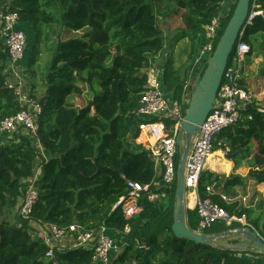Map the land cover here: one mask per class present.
<instances>
[{"label":"trees","instance_id":"trees-1","mask_svg":"<svg viewBox=\"0 0 264 264\" xmlns=\"http://www.w3.org/2000/svg\"><path fill=\"white\" fill-rule=\"evenodd\" d=\"M225 0H0V9L13 11L21 24L33 30L34 41L26 39L28 63L36 62L40 46L55 37L59 28L77 37L58 39L45 66L41 83V112L35 136L21 135L18 143L0 144V264H95L92 250L83 246L54 249L34 238L40 225L65 228L71 224L85 231L104 227L109 235L125 236L126 244L111 264H259L263 257L243 236L247 248L196 244L173 235L175 184L167 186L154 167L150 153L135 141L140 119L133 114L146 85L150 58L165 47L164 21L178 17L182 26L169 39L171 46L182 39L190 43L188 69H192L203 44L202 33L213 17L221 14L225 27L236 1L228 10ZM264 11V0H252L250 10ZM264 34V18L255 17L242 29L241 42L252 49V37ZM29 37V36H28ZM30 40V41H29ZM235 47V46H234ZM264 52V45L261 47ZM233 54V50L229 57ZM8 51L0 39V119L11 117L23 106L6 82ZM207 63L198 68L199 77ZM163 90L173 98L183 94L184 81L173 67L170 53L161 74ZM246 89L243 80L240 82ZM86 90L87 101L80 107L68 102ZM135 135L133 136V134ZM37 143L45 152L37 150ZM229 148L235 154L234 168L241 160L246 178L229 177L204 170L198 183L200 198L211 200L245 221L264 239V200L253 205L237 201L247 183H264V112L252 101L241 110L239 121L223 130L212 151ZM182 144L177 147L179 162ZM220 155V152H217ZM124 165L123 172L117 169ZM39 167L35 181L37 199L30 218L20 221L14 214L23 195V181ZM127 181L148 185L138 201L140 211L130 221L114 207L128 195ZM213 185V194L206 187ZM158 194L149 199L148 194ZM164 196H161V194ZM221 195L234 201L227 203ZM168 197L163 203L160 200ZM10 217L13 218L12 222ZM195 210L186 209V223L195 230ZM129 224L131 231L124 235ZM224 222L214 224L208 234L240 228ZM236 237V238H237Z\"/></svg>","mask_w":264,"mask_h":264},{"label":"built area","instance_id":"built-area-1","mask_svg":"<svg viewBox=\"0 0 264 264\" xmlns=\"http://www.w3.org/2000/svg\"><path fill=\"white\" fill-rule=\"evenodd\" d=\"M257 16L264 18V11L253 6L243 28L245 25L251 24ZM223 29L221 14L213 17L204 25L203 44L194 61V73L198 72L201 65L207 63ZM0 39L8 51L7 65L13 66L23 59L27 42L26 34L20 28V21L15 12L0 9ZM249 55L250 46L239 40L233 49V54L228 59L212 110L203 124L199 126L188 150L184 168V189L186 195H194V206L191 210H195L198 217L197 226L194 230L197 233H205L204 231L211 228L217 221L224 222L227 226L236 222L242 228L248 227L254 230L245 221L244 216L230 214L225 208L213 202L210 197L200 198L198 195L199 179L202 172L207 168L208 156L213 152L214 141L223 130L239 121L241 110L246 104L253 101L250 92L240 83L244 78V70ZM145 73V89L138 105L133 110V114L140 119L137 132H135V141L149 151L157 175L162 178L167 186H171L176 182L177 147L181 141L182 121L189 99L169 98L163 90L162 73L156 67L149 66ZM10 87L13 88L17 99L22 101L20 83L17 86L12 85ZM256 110L264 112V107L256 105ZM40 112V102L28 99L23 103V108L19 112L11 117L0 119V134L22 130L28 136H35L37 118ZM168 127L170 128L169 132ZM223 153H229V148L225 147ZM41 154L44 156L42 152ZM39 175L40 168L37 167L33 174L23 181V195L16 211L18 219L22 222L29 220L37 199L35 181ZM127 188L129 190L128 195L120 198L114 207L120 208L123 217L130 221L140 211L138 201L142 193L149 192V186L135 181H127ZM206 192L212 195L213 185H208ZM161 196H164V194L162 193ZM157 197L158 194H148V198L151 200ZM221 198L227 203L234 201L224 195H221ZM236 199L244 205L242 198L241 201L238 196ZM130 231L131 227L127 224L123 229V234L127 235ZM68 235L75 237L77 247L83 246L92 250V259L95 264H110L111 256L113 253H117L120 248L117 241L108 234L104 227L93 232L85 231L77 224H71L65 228H57L54 225H40L35 231L34 238L41 240L48 246L45 257L53 259L54 249H60L57 241ZM257 235L259 236L258 233ZM260 238L264 241L262 237ZM259 264H264V262H259Z\"/></svg>","mask_w":264,"mask_h":264},{"label":"crops","instance_id":"crops-1","mask_svg":"<svg viewBox=\"0 0 264 264\" xmlns=\"http://www.w3.org/2000/svg\"><path fill=\"white\" fill-rule=\"evenodd\" d=\"M233 2H234V0H225L221 4V6H222L221 9L228 10L229 7L233 4ZM173 21L177 22L175 27H173V25H171V22H173ZM164 24H165L164 25V27H165L164 35H165V39H166L165 47L163 48V50L161 52H159L158 54H156L155 56H152L150 58V66L156 67L157 69H159V71L161 73L163 72L164 64L166 63V59L168 57V56L165 57L164 55L166 53H168V55L170 53L173 54V52H174V46L172 47L171 44L169 42H167L168 41L167 40L168 35L171 33V31H175V33H176L177 29L182 26L181 21L178 17L166 19L164 21ZM20 28L25 32V34L28 31L29 39L34 41L33 30L31 29V27L29 25L20 23ZM259 36H260V34H257L256 36L252 37L251 46H252V49H254V47H255L256 50H254V51L252 50L249 57H248V61L246 64V69H245V74H244V78H243V82L245 83L246 89L248 91L250 90V87L255 86V84H257L261 81L260 80L261 78L258 77V74L261 72V70L263 69V66H264V65L262 66V63H261V61L263 59L260 58V51L262 52L261 47H263V46L258 47L257 43L255 41L257 38H259ZM189 51H190V48L187 52V57H188ZM28 56H29V52L26 51L25 55L21 61L17 62L13 66L7 65V67L5 69L6 82H7V85L9 87L12 85L17 86L20 83V91L22 93V99L23 100L22 101H19L18 99L17 100L19 101V103L22 106H23V103H25L28 99L40 101V98L42 97L41 95H40L39 99H35L34 96H35L36 92H37V94H41L42 92H44V87L42 86V83H40V84L37 83L38 78H39V73H41L40 78H42V72H36V71L34 72V68L36 66H38L39 63L35 62L34 64L29 65ZM173 67H174V69H177V67L174 64V61H173ZM187 67H188V65H187ZM194 71H195V67H194V63H193V67L191 70L190 69L187 70V68H185L183 70L182 75H180V72H179L180 79H182L184 81L183 91H182L184 93V95L182 97V98H184V100L189 99L190 95L194 91V89L197 85V82L199 80V77L198 78L195 77L196 84L193 82V80H191L192 75H189V73L191 72V74H194ZM172 93H173V91L170 92V94L168 93L169 98H173ZM188 93H190V94L188 95ZM258 95H260V94L259 93L257 94L254 92V97L255 96L257 97ZM68 102L73 103L69 99H68ZM82 105L83 104H81L80 106H82ZM256 105H261L264 107L263 103H256ZM21 135H27V134L22 130L14 131V132H11L8 134H4V133L0 134V144L18 143ZM36 145H37V150L40 153L42 152L45 156L46 154H45L44 150L41 148V146L39 145V143H37ZM217 152H220V155H218ZM230 155H232V156H230ZM234 156H235V154H231V153L224 154L223 149L215 150L211 153V155L208 158L206 170H209V171L216 173V174L225 175V177H229L231 174H238L243 179H245L246 175L248 173V169L244 166L243 160H241L240 163L238 164V166L236 168H234V165H235L234 164ZM239 169L241 170V173H237V171ZM40 174H41V171H40ZM252 190H255L254 194L256 195L253 198V200L251 199V197H252L251 193H253ZM239 196H240V201H241V198L244 200V205H247L249 203V201H251V200L253 202V205H255L261 199L264 200V185H263V183L255 184L253 182H248L246 190L244 191V193L238 192V197ZM21 199L22 198H20L18 200V203L16 205L17 209L21 203ZM184 202H185V206L187 207V209L191 210L194 206V195L193 194L186 195ZM111 237L114 238L116 241L121 240L120 242H122L123 245L126 244V242H127V239L125 237L121 238L115 234H111ZM57 244H58L60 249L74 248L76 246L75 237L73 235H68L63 239L58 240ZM122 248L123 247L121 246V248H119L117 253H113V255L111 256V259H110L111 260L110 264L112 263V261L114 260L116 255L121 251ZM256 258H257L256 260L258 262H260V263L264 262V256L263 257H256Z\"/></svg>","mask_w":264,"mask_h":264},{"label":"water","instance_id":"water-1","mask_svg":"<svg viewBox=\"0 0 264 264\" xmlns=\"http://www.w3.org/2000/svg\"><path fill=\"white\" fill-rule=\"evenodd\" d=\"M252 0H237L226 26L214 48V51L207 61L205 70L199 78L197 85L190 95L187 108L182 121V133L184 144L176 169V182L174 190V213L171 231L178 238L190 239L196 244L213 245L230 235H241L247 238L253 248L264 255V241L257 233L248 228H238L234 231L227 230L222 233L208 234L197 233L188 228L186 223L185 189H184V168L193 136L197 133L199 126L203 124L209 112L212 110L216 93L221 83L222 75L227 65L229 56L236 43L242 36V28L250 11ZM232 156V155H230ZM124 165L117 169L123 172ZM229 250H243L242 247H228Z\"/></svg>","mask_w":264,"mask_h":264},{"label":"rangeland","instance_id":"rangeland-1","mask_svg":"<svg viewBox=\"0 0 264 264\" xmlns=\"http://www.w3.org/2000/svg\"><path fill=\"white\" fill-rule=\"evenodd\" d=\"M176 23L177 22H171V25H173V27H175V25H176ZM181 25H182V23H181ZM176 29V28H175ZM173 32V33H172ZM58 33V34H57ZM177 33V32H176ZM176 33H175V31H171V33L168 35V38H167V42H170L169 41V38L171 39V37L172 36H175L176 35ZM26 39H29V37H28V31L26 32ZM56 34L57 35H55V37H53L47 44H46V46L45 45H41L40 46V52L38 53V55L36 56V62H38L37 64H38V66H36L35 68H34V72L36 71V72H42L43 73V70H44V68H45V66L47 65V63H48V61L50 60V57H51V51H48L47 50V48L48 49H51V47H54V45L56 44V42H57V40L58 39H62V40H65L64 38H67V37H70V38H73V37H77L76 36V34L75 35H73V33L72 32H70V33H68V32H63V30L61 29V28H59V31L58 32H56ZM256 43H257V46L259 47V46H263L264 45V34H260V36H259V38H257L256 40ZM27 42H26V47H25V50H24V53L26 52V51H29V52H31V50H30V48H29V50H28V47H27ZM169 47V46H168ZM189 48H190V43H189V41H187L186 39H182V40H179L176 44H175V46H174V52H173V54H172V57H173V61H174V64H175V66L177 67V69L179 70V72H180V75H182L183 74V70L185 69V68H187V65H189V60H187V52H188V50H189ZM254 51V50H256V48L254 47V49H251V51ZM259 53V52H258ZM165 57H167L168 56V53H166L165 55H164ZM249 57V56H248ZM248 57H247V61H248ZM260 58H262L263 60L261 61V63H262V66L264 65V52H261L260 51ZM247 64V63H246ZM245 69H246V66H245ZM40 74L41 73H39V78H38V82L37 83H41V78H40ZM244 74H245V70H244ZM189 75H192V77H191V80H193V82L196 84V79H195V77H199V73H194V74H191V72L189 73ZM258 77H260L261 79V81L259 82V83H257V84H255V86H252V87H250V94L252 95V100L255 102V103H263L264 104V66H263V69L261 70V72L258 74ZM200 78V77H199ZM254 92L255 93H259L260 95H258L256 98L254 97ZM42 94H43V92L41 93V94H37V92H36V94H35V96H34V98L35 99H39V97H40V95L42 96ZM190 93H188V95H189ZM183 95H184V93L183 94H181V97L179 98V100H181L182 99V97H183ZM87 96H88V94H87V92H86V90H84V92H83V95H81L80 97H78V98H75V97H70V98H68L69 100H71L72 102H73V104H75L77 107H80V105L81 104H85L86 103V101H87ZM168 132H169V130H170V128L168 127ZM181 141H180V144H182V147H183V144H184V138H183V133L181 134ZM223 165V164H222ZM235 173V172H234ZM237 173H241V170L239 169L238 171H237ZM263 185H264V183H263ZM239 192H242V193H244V190H240ZM252 192L253 193H251V198H253L254 196H256L254 193H255V190H252ZM185 196H186V193H185ZM168 197H165V198H163V199H161L160 201L161 202H163V203H165V202H167L168 201ZM239 199H240V196H239ZM185 200V199H184ZM174 206H175V203H174ZM16 210H17V207H15V209H14V213H15V215H16ZM12 220H13V218H11L10 217V221L12 222ZM221 221H217V222H215L214 224H216V223H220ZM213 224V225H214ZM210 229L211 228H209V229H206L204 232L205 233H208V232H210ZM231 231H234V230H231ZM237 236H241V235H230L229 237H232V238H230L229 239V242H234V241H236V240H238L237 242H236V246H234V247H242V248H247L246 247V245H247V243H246V241L243 239V241H240L239 239H241V238H239V237H237ZM119 237H121V238H124L125 236H119ZM237 237V238H236ZM126 238V237H125ZM239 238V239H238ZM120 240V239H119ZM121 241V240H120ZM120 241H117V243H118V245L120 246V248H121V246H122V242H120ZM228 246V241L226 240V237L225 238H222V239H220V240H217L216 241V243H215V246H218V247H221V246ZM251 247H253L252 245H251ZM255 249V248H254ZM257 259V258H256Z\"/></svg>","mask_w":264,"mask_h":264},{"label":"bare ground","instance_id":"bare-ground-1","mask_svg":"<svg viewBox=\"0 0 264 264\" xmlns=\"http://www.w3.org/2000/svg\"><path fill=\"white\" fill-rule=\"evenodd\" d=\"M210 155H211V154H210ZM210 155H209V156H210ZM209 156H208V158H209Z\"/></svg>","mask_w":264,"mask_h":264}]
</instances>
